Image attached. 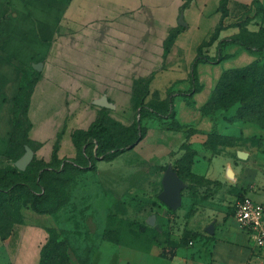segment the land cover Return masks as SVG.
Segmentation results:
<instances>
[{
  "label": "crops",
  "instance_id": "obj_1",
  "mask_svg": "<svg viewBox=\"0 0 264 264\" xmlns=\"http://www.w3.org/2000/svg\"><path fill=\"white\" fill-rule=\"evenodd\" d=\"M185 2L0 0V168L15 129L21 82L34 73L35 63H43V70L28 109L29 138L41 143L32 149L45 161H51L60 132L59 157L77 155L72 133L97 119L104 108L96 104L98 99L106 97L114 105L109 109L121 112L120 99L124 108L132 105L135 80L150 78L147 98L168 99L174 118L165 119V128L153 133L158 118L147 117L143 147H164L167 151L157 159L175 165L186 142L194 157L193 177L183 179L180 207L171 212L163 202L157 205L161 224L156 228L163 231L139 253L143 264H264V255L234 218L235 204L243 196L264 204V127L229 121L237 105L214 114L202 111L225 70L246 66L261 55L239 44L224 46L222 60L241 58L246 64L220 72L215 63L202 68L200 62V90L190 94L192 63L199 46L220 25L222 12L221 0H190L183 7ZM261 7L264 0H229L223 28L203 53L215 58L219 42L240 32L239 21L248 19V29L259 31L264 27ZM176 30L166 52L165 42ZM212 133L233 141L207 146ZM241 150L247 158L238 157ZM175 219L180 226L173 230Z\"/></svg>",
  "mask_w": 264,
  "mask_h": 264
},
{
  "label": "rangeland",
  "instance_id": "obj_2",
  "mask_svg": "<svg viewBox=\"0 0 264 264\" xmlns=\"http://www.w3.org/2000/svg\"><path fill=\"white\" fill-rule=\"evenodd\" d=\"M212 63L220 72L246 64L241 58ZM201 64L202 68L210 67L207 62ZM120 102L121 112L108 108L104 116L107 125L118 129L138 127L139 110L133 103L124 108L123 100ZM158 122L153 133L167 125L164 117ZM141 137L111 160L96 157L92 148L93 156L88 154L84 161L39 186L36 183L40 178H33L36 166H30L34 158L22 173L7 175L16 161L5 155L3 175L22 181L23 188L3 196L0 264H41L42 249L51 240L63 245L56 264H143V254L139 253L163 231L156 228L161 224L158 195L163 188L164 168L174 163L157 159V154L167 151L164 147H143V129ZM0 188L5 186L0 184ZM38 195L43 201L37 210L31 203ZM179 226L175 219L172 229Z\"/></svg>",
  "mask_w": 264,
  "mask_h": 264
},
{
  "label": "trees",
  "instance_id": "obj_3",
  "mask_svg": "<svg viewBox=\"0 0 264 264\" xmlns=\"http://www.w3.org/2000/svg\"><path fill=\"white\" fill-rule=\"evenodd\" d=\"M190 0H186L183 7L188 6ZM229 0H221L219 10L222 12V20L215 32L211 35L210 39L204 41L198 48V55L192 63L191 71V88L190 94L200 90L198 81L197 65L200 62H219L224 58L222 49L228 44H239L251 52H256L261 55L258 60L252 63L227 69L223 72L220 80L218 81L213 94L208 102L203 106L202 111L204 114H214L219 110H228L237 105L235 114L228 118L229 121H244L253 122L264 127V27L259 31H251L248 29V19L239 21L237 25L240 27V32L228 38H224L219 42L218 54L215 58H211L203 53V48L210 45L217 37L219 31L223 28V20L229 13L228 8ZM261 10H264L261 7ZM179 30L172 31L165 42L166 52L170 49L175 36ZM31 74V75H30ZM25 74L21 82L20 92L16 100L15 110V129L9 145L7 155L9 158L17 161L26 150V146L35 149L36 143L29 138V130L31 128V121L28 117V109L30 106L31 95L37 82L40 72ZM31 78V79H30ZM150 78H139L134 82V95L132 103L136 110H139L141 118L139 126L133 128H111L105 121V115L109 112L108 108H101L97 119L87 129H76L72 133V140L77 148V155L75 157L60 158L58 155L59 144L63 132L57 135L54 145L51 161L38 159L34 156V160L30 166H36L34 180L40 178L41 181L36 183L39 186L46 181H50L54 174H57L67 167L84 161L85 156L88 154L93 156L91 150L95 148V156L101 157L105 160L116 158L122 152L130 149L142 137L146 135L147 128L144 120L149 116L164 117L165 119H173L174 111L171 102L168 99L160 100L157 98L148 99ZM134 99H138L134 102ZM143 120V126H142ZM233 137L222 136L216 133L209 135L205 145H215L219 142L231 143ZM182 148L186 149L185 154L176 162L174 170L178 175L185 179L190 174L191 177V164L193 162L194 152L188 143H183ZM167 168H164V171ZM16 172L22 173L17 166H14L8 174H15ZM3 175V167L0 168V184L5 186V189L0 188V209L5 200L4 195H11L12 192L20 191L23 188L21 182L13 177L9 178ZM8 193V194H4ZM34 201L31 203L32 207L38 210V205L43 201V197L33 196ZM42 200V201H41ZM171 212L174 210L170 209ZM63 245L55 241H49L42 249L41 264H56L58 263L60 251Z\"/></svg>",
  "mask_w": 264,
  "mask_h": 264
},
{
  "label": "water",
  "instance_id": "obj_4",
  "mask_svg": "<svg viewBox=\"0 0 264 264\" xmlns=\"http://www.w3.org/2000/svg\"><path fill=\"white\" fill-rule=\"evenodd\" d=\"M180 23L183 24V21H180ZM33 66L37 71L43 70V63H35ZM96 104L100 107L114 108V105H112L106 97L98 99ZM34 156V150L30 146H26L25 153L15 162V165L20 170H25L32 162ZM247 156L248 155L245 151L241 150L238 152V157L241 159H245ZM184 187L185 183L183 179L177 174V172L168 167L163 177V189L159 193L158 198L170 209L176 210L181 205L182 190Z\"/></svg>",
  "mask_w": 264,
  "mask_h": 264
},
{
  "label": "built area",
  "instance_id": "obj_5",
  "mask_svg": "<svg viewBox=\"0 0 264 264\" xmlns=\"http://www.w3.org/2000/svg\"><path fill=\"white\" fill-rule=\"evenodd\" d=\"M234 218L239 228L249 234L253 246L264 255V204L243 196L235 204Z\"/></svg>",
  "mask_w": 264,
  "mask_h": 264
}]
</instances>
